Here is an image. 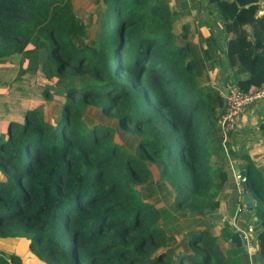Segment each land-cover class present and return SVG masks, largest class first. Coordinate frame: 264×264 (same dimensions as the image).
Here are the masks:
<instances>
[{
    "label": "trees",
    "instance_id": "obj_1",
    "mask_svg": "<svg viewBox=\"0 0 264 264\" xmlns=\"http://www.w3.org/2000/svg\"><path fill=\"white\" fill-rule=\"evenodd\" d=\"M258 1H206L221 50L213 33L192 42L170 0H93L90 23L73 0H0V63L43 78L38 105L0 114V239L27 240L46 264H256L244 229L216 221L244 181L264 258V176L251 163L231 176L221 125L229 84L264 85ZM0 264L22 256L0 250Z\"/></svg>",
    "mask_w": 264,
    "mask_h": 264
},
{
    "label": "crops",
    "instance_id": "obj_2",
    "mask_svg": "<svg viewBox=\"0 0 264 264\" xmlns=\"http://www.w3.org/2000/svg\"><path fill=\"white\" fill-rule=\"evenodd\" d=\"M206 1L207 0H170V3L182 9L184 15H182L183 17H181V19L183 21L192 24V31L190 33L192 42L200 44L205 37L213 33L222 48L221 50H223L226 47V40L222 30V19L217 15L210 16L207 13L205 7ZM199 3L203 5V7H199ZM188 10L189 12H187ZM228 69L226 57H222L220 65L211 72L214 81H223ZM230 143L233 152V155L230 154L232 161L231 176L236 174L235 163L238 164L240 171H245L248 164L251 163L264 176V98H260L244 108L237 119ZM220 211L223 215L221 219L222 222L223 220H229L233 224H236L238 229H244L247 226L249 220H247V214L245 213L247 210L237 214L236 208L224 199ZM222 222L217 223L220 224ZM218 227H220V225ZM12 241L17 242L14 240L0 239V250H3L1 249V245H6ZM22 249V264H46L32 254L28 248L22 247ZM253 254L256 264H264V258L260 257V246L257 236H255Z\"/></svg>",
    "mask_w": 264,
    "mask_h": 264
},
{
    "label": "rangeland",
    "instance_id": "obj_3",
    "mask_svg": "<svg viewBox=\"0 0 264 264\" xmlns=\"http://www.w3.org/2000/svg\"><path fill=\"white\" fill-rule=\"evenodd\" d=\"M73 3L79 16L83 17L86 23H90V12H94L96 9L93 0H73ZM18 65L19 61L15 59V66ZM27 67L28 65L24 63L22 69L26 68L25 73L18 77L17 69H15L14 66L11 67L0 63V114L3 117L6 115V108L8 105H11L13 108H23L24 105L26 106L30 103H33L34 106L39 103L38 94L40 92V83L43 81V78H40L41 74L39 71L34 72L32 70H27ZM2 72H4V79H2ZM13 73L14 76H12ZM15 76H17L16 80H14ZM6 78H9V83H5ZM19 88H22V91H20ZM46 109L48 117L56 116L60 113L61 104L58 100L54 99L46 104ZM109 122L113 121L110 120ZM151 168L154 178L158 179L160 176L159 167L157 165H152ZM161 204L162 202L159 203V205ZM178 238L180 237L178 236ZM17 242L12 241L6 245H1V249L6 253H17L22 255V247H26L28 241L17 239Z\"/></svg>",
    "mask_w": 264,
    "mask_h": 264
},
{
    "label": "built area",
    "instance_id": "obj_4",
    "mask_svg": "<svg viewBox=\"0 0 264 264\" xmlns=\"http://www.w3.org/2000/svg\"><path fill=\"white\" fill-rule=\"evenodd\" d=\"M258 5V13L260 15L264 14V0H259ZM226 90V108L221 117V125L225 135V139L229 137L230 133L234 132L237 119L244 108L248 104H251L260 98H264V85L256 91L249 92L244 91L237 85L231 83L228 85V88ZM235 177L236 180L239 181L243 176L241 173H236ZM246 210L247 208L243 200H241V202L236 207V213L240 214ZM243 234L244 239L246 240L247 249L252 255L255 237L254 225L251 222H249L244 228Z\"/></svg>",
    "mask_w": 264,
    "mask_h": 264
},
{
    "label": "water",
    "instance_id": "obj_5",
    "mask_svg": "<svg viewBox=\"0 0 264 264\" xmlns=\"http://www.w3.org/2000/svg\"><path fill=\"white\" fill-rule=\"evenodd\" d=\"M234 166H235V172L236 173H241L242 176H243L242 179H244L245 178V171H240L237 163H235ZM242 187H243V202H244L247 210L251 211L254 214L255 213L254 203L251 200V195L249 194V191L246 188V183L244 181L242 182ZM216 221L217 222H222L221 219H218Z\"/></svg>",
    "mask_w": 264,
    "mask_h": 264
},
{
    "label": "bare ground",
    "instance_id": "obj_6",
    "mask_svg": "<svg viewBox=\"0 0 264 264\" xmlns=\"http://www.w3.org/2000/svg\"><path fill=\"white\" fill-rule=\"evenodd\" d=\"M228 145V144H227Z\"/></svg>",
    "mask_w": 264,
    "mask_h": 264
}]
</instances>
